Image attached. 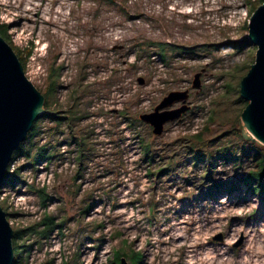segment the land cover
<instances>
[{
  "label": "rangeland",
  "instance_id": "rangeland-1",
  "mask_svg": "<svg viewBox=\"0 0 264 264\" xmlns=\"http://www.w3.org/2000/svg\"><path fill=\"white\" fill-rule=\"evenodd\" d=\"M253 2L0 0L1 19L9 23L12 44L19 50L32 45L25 72L36 87L46 90L55 65L61 67L56 88L60 108H66L67 96L82 73L84 82L101 90L82 103L88 102L91 110L82 122L90 124L95 151L86 155L92 159L78 179L79 187L71 179L76 167L73 154L69 145L62 143L59 159H63L52 165L55 177L48 186L59 192L60 200L41 206L26 188L23 191L33 210L18 211L6 197L0 199L13 228L38 220L44 210L56 212L59 205L69 217L63 234L54 232L41 246L35 245L25 264H62L66 259L71 264H117L112 262L113 249L121 245L125 251L143 253L138 264H264V200L238 191L220 193L214 199L197 196L191 184L184 185L170 174L152 181L133 135L140 130L156 154L167 159L178 149L179 135L202 128L215 94L229 88V105L235 104L240 79L255 57L256 45L247 38ZM150 39L170 42L177 45L178 53L185 54L166 63L154 48L146 47ZM114 44L124 46L112 48ZM148 50L150 56H146ZM200 70L201 88L196 91L191 80ZM139 76L144 77V83L137 81ZM185 88L193 90L190 111L181 120L165 125L160 135H154L145 123H137V127L127 126L122 119L118 123L116 114L109 111L127 108L129 116L139 119V113L152 110L168 91ZM220 105L216 110L222 108ZM19 156L23 160H16L15 168L24 162ZM110 166L115 169L108 171ZM216 171L217 177L224 179L223 167ZM88 190L97 196H112V200L96 199L84 218L104 223L103 228L93 231L99 247L78 235L81 198ZM151 204L157 215L150 221ZM219 232L223 240H213ZM241 237V244L234 247ZM122 257L124 264H130L129 258Z\"/></svg>",
  "mask_w": 264,
  "mask_h": 264
},
{
  "label": "trees",
  "instance_id": "trees-1",
  "mask_svg": "<svg viewBox=\"0 0 264 264\" xmlns=\"http://www.w3.org/2000/svg\"><path fill=\"white\" fill-rule=\"evenodd\" d=\"M107 1L116 2V0ZM263 2L264 0H255L251 4L250 13ZM8 27L9 23L0 19V36L13 47L25 70L26 58L31 53L32 45L19 50L12 44ZM246 42L248 43V41ZM145 45L154 48V53L166 63H169V59L175 57V55L183 56L182 54H185L178 53L177 45L167 41L150 39L147 40ZM139 47L142 48L141 45ZM149 51L146 56H150ZM140 53L141 51L138 52V55ZM60 68L55 67V65L52 66L45 91L37 87L44 95L43 106L46 112L39 114L34 119L25 139L13 151L11 160L19 155L25 159L13 170L9 169L8 165L4 179L8 183H2V185L14 188L16 183L22 184L25 182L24 172L26 168H33L40 161L60 158L62 143L69 145L68 151L73 154V161L76 162L71 179L77 187L80 185L78 179L82 177L84 170L87 168V163L92 159L86 158V155H91L95 151L94 142L91 141L93 132L89 128L90 124L82 122V119L91 114V110L87 108L88 105L86 104L88 102L82 103L84 98L91 97L93 92L100 93L101 90L92 88L91 84L84 82L85 76L82 73L75 83L76 86H72L71 93L67 96L66 108H60L59 103L56 102V88ZM228 93L229 88H226L225 93H217L211 98L212 108H210L202 128L197 132L179 135L178 149L174 150L167 159H163L161 158L162 155L156 154L154 146L150 140L142 137L140 130L133 132L141 152L139 153L141 161L146 163V172L152 178V181H159L158 179L170 174L171 177L177 176L184 185L191 184L192 193H198L197 196L207 195L209 198L214 199L213 196L220 193L231 195L238 191L242 192L243 195L253 194L264 200V144L243 136L238 121L247 100L239 94L235 97V104L229 105L231 96ZM219 96L224 103L218 101ZM213 98L214 101H212ZM88 101L90 102L89 99ZM218 103L221 104L222 108L216 110ZM126 109H119L115 113L118 123L121 121L120 119L125 121L127 126H136L137 123L142 125L144 123L140 119L129 116V111ZM155 163L158 165H153ZM218 166L224 169V179L217 177L216 169ZM114 169L115 166H110L108 171ZM26 188L37 196V201L41 206H46L48 201L53 199L60 200L59 192L54 188L37 186L34 183L27 184ZM83 195L77 219L78 235L82 239L86 237L92 243L94 242L95 246L98 245L97 247H99L100 242H96L93 231L103 228L104 223L101 221L92 223L94 220L86 222L84 218L88 215L89 210L93 208L96 199L105 197V199L112 200V196L110 194H98L97 196L92 190H88ZM1 206L6 209L2 203ZM6 212L8 214V211ZM41 214L38 220L13 228V264H25L32 248L35 245L41 246L52 233L63 234L62 229L69 219L65 214L63 205H59L56 212L44 210ZM149 215L150 221L157 215L153 204L150 205ZM81 234L83 236H80ZM118 235H120V232H118ZM123 255L129 258L130 264H138L143 259L141 251L131 250L128 252L121 245L114 247L112 262L122 264L121 257ZM62 264H71V262L66 259L62 261Z\"/></svg>",
  "mask_w": 264,
  "mask_h": 264
},
{
  "label": "water",
  "instance_id": "water-1",
  "mask_svg": "<svg viewBox=\"0 0 264 264\" xmlns=\"http://www.w3.org/2000/svg\"><path fill=\"white\" fill-rule=\"evenodd\" d=\"M247 38L256 45L255 57L239 82L240 96L247 104L240 114L238 123L245 138L264 144V2L258 5L248 20ZM120 49L123 44H115ZM201 72L194 73L191 86L201 88ZM137 81L144 83V77ZM189 89H172L154 105L153 109L139 113L138 118L149 124L154 135H160L167 122L181 117L190 109ZM181 101L177 107H169ZM44 95L25 73L24 67L13 47L0 36V186L5 179L6 169L13 151L26 137L34 119L45 111ZM13 227L6 210L0 204V264H13ZM223 240L222 232L212 237ZM242 237L233 243L236 247ZM122 264L125 258L121 257Z\"/></svg>",
  "mask_w": 264,
  "mask_h": 264
},
{
  "label": "built area",
  "instance_id": "built-area-1",
  "mask_svg": "<svg viewBox=\"0 0 264 264\" xmlns=\"http://www.w3.org/2000/svg\"><path fill=\"white\" fill-rule=\"evenodd\" d=\"M129 4H133L135 0H126ZM6 3V2H5ZM69 10H67V14ZM40 16L43 17V12L39 13ZM0 19H1V12H0ZM2 20V19H1ZM4 21V20H2ZM16 160H23L20 156L14 157V159H10L9 161V169L13 170L15 168ZM60 162V161H59ZM53 162H48L47 160L40 161L36 164L35 170L31 171L28 169L25 175L26 183H34L38 186H49L53 177H55V172L53 168ZM18 186V187H17ZM15 188H9V191L5 190L8 188L6 185L0 187V199L9 200L11 206L18 210H33V205L30 202L29 196L23 191L25 190V185H17ZM20 186L22 190H18Z\"/></svg>",
  "mask_w": 264,
  "mask_h": 264
},
{
  "label": "flooded vegetation",
  "instance_id": "flooded-vegetation-1",
  "mask_svg": "<svg viewBox=\"0 0 264 264\" xmlns=\"http://www.w3.org/2000/svg\"><path fill=\"white\" fill-rule=\"evenodd\" d=\"M197 91V90H196ZM193 93V90H191L190 88H189V95H191ZM182 102L181 101H176V102H174L171 106H169V107H177V106H179L180 104H181ZM191 105V104H190ZM191 107H192V105H191ZM191 107H190V109H191ZM190 109H188L186 112H184V113H182V115H181V117L180 118H178V119H175V120H173V121H170V122H167L165 125H167V124H169V123H172V122H175V121H178V120H181L189 111H190ZM151 110V109H150ZM112 112L113 113H116V112H118V110L117 109H112Z\"/></svg>",
  "mask_w": 264,
  "mask_h": 264
},
{
  "label": "bare ground",
  "instance_id": "bare-ground-1",
  "mask_svg": "<svg viewBox=\"0 0 264 264\" xmlns=\"http://www.w3.org/2000/svg\"><path fill=\"white\" fill-rule=\"evenodd\" d=\"M12 158V157H11Z\"/></svg>",
  "mask_w": 264,
  "mask_h": 264
}]
</instances>
